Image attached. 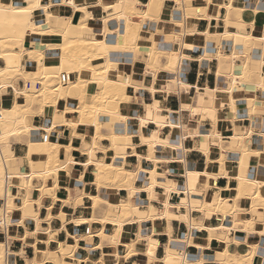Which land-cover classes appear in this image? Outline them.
<instances>
[{
	"label": "bare ground",
	"instance_id": "obj_1",
	"mask_svg": "<svg viewBox=\"0 0 264 264\" xmlns=\"http://www.w3.org/2000/svg\"><path fill=\"white\" fill-rule=\"evenodd\" d=\"M164 1L0 0V7L5 9L0 14V264H19L17 258L20 254L24 258L23 264H81L82 258L78 255L80 241L94 235L91 231L89 234L76 233L68 226L73 228L86 220L100 223L102 229L97 233L114 247L113 253L109 254L104 251L103 243L97 245L102 248V256L93 264H129L128 260L135 255L140 258L135 264L145 261L152 264H204L203 256L196 259L197 256L190 255L186 248L194 244L202 251L214 239L220 243L215 257L217 264H264V255L261 256L262 262L257 261L260 257L256 253L258 243L251 244V249L246 252H238L232 246L240 241L229 236L232 229L264 236V224L257 229L253 214V208L264 209V180L247 176L250 159L263 155V152L250 144L252 129L247 128L240 135L233 133L228 137L229 146L217 129L219 111L225 102L231 104L233 114L237 113L240 105L235 96L236 88L246 85L250 89L264 90V59L262 50H256L257 43L264 44V24L257 32L248 31L244 16L249 17L254 26L253 16L258 11L257 7H239L235 0H207L204 6L176 0L174 8H166ZM151 7H157L158 13L153 14ZM221 7L226 8L224 28L201 33L191 27V22L199 17L219 18ZM161 19L176 22L178 30L169 32L167 40L178 44V49L171 45L161 46L155 38V31H149L148 45H140L143 24ZM231 22L238 27L236 32L228 30ZM157 31L160 32L158 28ZM195 32L207 40L221 38L222 45H218L216 57L220 61L217 75L223 81L220 80L215 88L206 84L192 86L183 79V62L189 56L187 51L194 48L184 41V36L191 37ZM224 43L230 45V53L222 49ZM139 53L143 56L140 57ZM239 53H244L243 64H236ZM259 53L261 68L253 71L248 61ZM138 60L142 62L143 80L140 83L134 79L133 69ZM63 73L67 76L66 82L62 81ZM170 82L174 84L173 89L169 87ZM192 88L195 96L191 94ZM146 90L153 97L151 103L143 99ZM158 93L165 98L170 94L177 95L181 107L172 110L163 106L156 98ZM219 95L226 98L220 101ZM245 100L252 120L264 112V99L259 102L250 95ZM126 102L141 105L142 114L136 117L125 114L122 104ZM195 106L199 107V118L193 117ZM184 111L189 114L186 120ZM41 116L45 117L43 124H39ZM206 120L211 121V129L204 125ZM133 121H136L135 128L130 127ZM150 124L156 128H150ZM64 126L73 128L71 138L65 143L58 133ZM80 126L95 131L91 142L84 141V134L77 130ZM165 128L178 136L177 142L162 138ZM37 130L43 132L41 139H28L31 132ZM44 131L48 135L46 140ZM136 134L141 136L140 145L132 141ZM197 135L206 141V146L201 149L206 163L215 164L219 171L190 166L186 158L191 149L189 139ZM105 138L111 142L109 147L101 145ZM75 140L84 143L82 150L90 156L86 166L91 164L95 167L93 181L97 191L84 194L89 196L90 205L94 208L105 207L102 214L90 219L75 217L65 221L63 226L67 229L68 239L59 242L56 250H51L48 247L52 238L51 228L44 230L41 227L44 218L40 217L39 209L49 192L45 183L48 177L52 178V186L57 192L60 184H64L61 182L64 177L72 180L68 164L59 160L62 154H69L70 162L77 164L72 156ZM16 141L26 142L28 170L20 163L22 158L14 154L12 145ZM118 144L133 148L132 152L139 158L136 168L127 164V154L119 151ZM139 147L146 149L148 154H141ZM213 147L221 151L220 158L211 155ZM164 148L174 150L176 154L163 155ZM99 150H104L105 156L98 158ZM228 151L238 154L239 173L234 181L229 180L226 187L211 189L220 176L230 178L226 166ZM146 161L150 164L146 165ZM163 162L178 163V174L182 180L176 178L172 170L164 168ZM140 177L145 183L143 187L135 185ZM15 185L18 186L17 191L13 190ZM156 186H160L162 191H155ZM114 188L117 192L126 188L128 196L116 201L102 196V191L109 192ZM35 190L38 197H33ZM142 191L148 193L146 208L141 206ZM182 194L184 196L180 197ZM242 199L250 203L249 208L241 206ZM153 201L161 207L158 209ZM32 203L38 204L39 209L31 208ZM77 203H83V198H79ZM49 209L46 219L51 221L52 206ZM195 210L202 212L207 219L213 214L220 215L223 220L230 216L232 224L212 226L196 223L192 217ZM175 212L186 222L189 231L174 237L169 229V242L165 244L163 256L159 257L158 242L152 240L155 225L164 218L170 221V214ZM248 212L252 214L250 217L246 216ZM28 219L35 222V229L27 227L25 222ZM148 220L153 221V228L143 227ZM107 225L115 227L117 236L105 231ZM137 226L140 230L136 232L137 238L133 239L131 231ZM20 227L24 232L22 235L17 233ZM203 228L209 232L205 244L195 239L196 231ZM17 238L23 241L24 246L31 244L34 247L35 255L31 260L27 259L23 249H14ZM120 245L125 248L123 253L117 250Z\"/></svg>",
	"mask_w": 264,
	"mask_h": 264
},
{
	"label": "crops",
	"instance_id": "obj_2",
	"mask_svg": "<svg viewBox=\"0 0 264 264\" xmlns=\"http://www.w3.org/2000/svg\"><path fill=\"white\" fill-rule=\"evenodd\" d=\"M219 1L221 0H218V2ZM224 1L229 2L230 0H224ZM185 3L186 4L195 3L201 6H204L207 3V0H188V1L185 0ZM235 4L239 7L240 6H246L250 8L257 7L256 9L258 11L253 16L254 20L257 22V23L255 22L254 26L252 25L250 18L247 16H244V19L246 21V25H245L246 29L251 32H257V30L260 29V25L264 24V0H235ZM164 6L166 8H174L176 6V0H165ZM151 12L153 14H157L158 8L151 7ZM224 16H226V8L221 7L219 18L213 17L212 20H209L205 17H201V18L199 17L198 19L196 20L194 19L191 22V27L196 28L197 31L199 30L198 32H201V33H203V31L205 30L206 31L210 30V32L212 31L216 32V31H219L220 28L225 27V17ZM209 25L210 26L212 25V26L210 27ZM157 28L159 29L160 32L157 31ZM236 29L238 30V27L234 23L231 22L228 26V30L236 32L237 31ZM173 30H178V26H176V22L172 19H166V20L161 19L159 20V22L146 21L143 24L142 30L140 32L142 38L140 39L139 43L141 46L148 45L150 42V40L148 39L149 31L151 32L155 31V38L157 41H159V44L161 46L165 47V46L171 45L173 48L178 49L179 48L178 44L172 43L169 40H167V35L169 34V32L171 33ZM198 32H195L191 37L184 36V41H187L188 43H191L192 45H194V48L187 51L189 53V56L183 62L184 64L183 79L186 80L192 86H196V84H199L201 86L206 84L210 88H215V86L220 80L223 81V78L217 75L220 61L216 57V55L219 52L218 45H222L221 38L217 37L214 39L207 40L205 36L200 35ZM256 48H257L256 50L258 51L262 50V57L264 59V44L257 43ZM222 49L226 53L231 52V48L228 43H224L222 46ZM239 55L240 57L236 59V64H243L244 53H239ZM139 56L142 57L143 56L142 53H139ZM249 60L250 61H248V64L251 70L258 71L261 68L260 53L257 56L252 55ZM94 62H97V60H94ZM141 64H142L141 60H138V62L134 64L133 66L134 67L133 68L134 69V79L138 83L142 82L143 80ZM19 84H21V82H19ZM173 85L174 84L170 82L169 84L170 89H173L174 87ZM245 86L246 85H243L235 89V96L237 98V103L240 105L237 109L236 114H233L231 112L233 109H232L231 104H229V102H225V105L221 107V110L219 111L220 118L217 123V129L219 132L222 133L226 146H229L230 138L228 137H230L233 133L240 135L244 133L247 128L253 130L252 140L250 141V144L252 145L253 148L262 151L263 155L258 156V157L254 156L250 159V163L247 167V176L250 178L258 179V180H264V112H262L261 114H258L254 118V120H252L251 118H249L250 109H249V106L246 105V100H245L248 96L252 95V96H255L259 102H262V100L264 99V90L257 89L258 90L257 91L256 89H250ZM193 89L194 88H192L191 90V94L195 96V94L193 93L195 89L194 90ZM156 98L161 101V104L163 106L170 107L172 110H178L181 107V100L175 94H170L167 98H165L162 94L158 93L156 95ZM225 98L226 97L223 95L218 96V99L220 101ZM143 99L145 102H148V103H151L153 101V97L151 93L147 90L144 91ZM193 103L194 104L196 103V99L193 100ZM122 108L121 109L125 114L129 116H133V117H136L137 115H140L143 112V107L141 105L134 106L132 105V103L130 104V102L123 103ZM195 109H196L195 111L196 114L193 115V117L195 116L196 118H199L200 112L197 110L199 109V107L195 106ZM233 117L235 118L232 119ZM183 118L184 120L189 118V114L187 113V111L183 112ZM44 119L45 117L41 116L39 119V124H43ZM135 123L136 121H133V123L130 124V127L135 128ZM204 125L206 126L207 129L212 128V123L210 120L204 121ZM150 128H156V126L154 124H150ZM77 130L78 132L84 134V141H86V143H89L92 141V136L95 132L94 130L88 129L87 127H84V126H80ZM41 133H43L42 130L32 131L31 134L28 136V139L40 140ZM58 133L63 136L61 141L65 143L71 138L73 134V128L71 126H66V127L64 126L62 130L59 131ZM161 136L162 138L169 140L171 142L178 141V136L176 134H173L169 128H165ZM197 136H194L189 139V145L191 146V149L188 150L186 154V158L190 166L195 167L200 170L208 169V170H213L214 172L219 171V168H216L215 164L206 163L207 162L206 156L203 154L201 150L202 148L206 146V141H205V138H203L201 135H197ZM102 141H101V145H103V147L105 146L109 147L111 144V142L107 138H105V140L103 139ZM132 141L136 145H140L141 136L139 134L134 135L132 138ZM78 142H79L78 140H75L74 143H72V146L75 149L73 150L72 156L77 160V164L70 162L69 154H62L59 160L60 163L62 164H68L67 166L71 171V175L73 176L72 180L64 177L61 181L64 184H60L58 192H57L54 190L52 186L53 184L52 178L48 177L45 183L47 187L49 188L48 190L49 192L48 194H45L44 204L41 206L40 209H39L38 204L36 203L30 204L31 208L35 210L39 209L40 217L42 219L44 218L41 227L44 230H49L51 228L52 238L48 244V247L51 250H56L59 246V242L66 241L68 239L67 229L64 228L63 226V223L65 221L68 222L70 220H73V218L75 217H82V218L85 217L86 219H90L94 215L102 214L103 207H105L103 205L101 208H94L92 205H90L91 199L89 198V196L87 194H84L85 192L95 193L97 191V186L95 182L93 181V173H94L95 167L91 164L86 166V163L90 156L87 152L82 150L84 147V143L83 142L78 143ZM12 147H13L15 156L18 158H22L20 163H23L24 169L28 170L29 164L26 158V153H27L26 142L16 141L13 143ZM118 149L120 152L127 154L126 162L128 165H130L132 168H136L138 166L139 158L132 152L133 148L131 146L125 147L122 144L121 145L118 144ZM138 150L143 155L148 154V151L142 147H139ZM220 153H221L220 150H217L215 147H213L212 154H211L212 156L220 158L221 157ZM162 154L163 155H175L176 151L171 150V149L169 150V148H164L162 149ZM103 156H105V151L99 150L97 152V157L101 158ZM149 164H150L149 161H146V165H149ZM161 165L166 169L172 170L173 171L172 174L176 175L175 176L176 178L182 180L181 179L182 177L178 174V170L180 168V165L178 163L163 162L161 163ZM226 166L229 171L230 178L228 179V177L226 176H220L215 181L214 185L211 186V189L216 190L219 188L226 187L228 185L229 180H232V181L235 180L236 174L239 173V167H240L239 156L236 152L234 151L226 152ZM144 184H145L144 180L141 177L135 181V185L137 187H143ZM67 186H69L70 188H67ZM13 190L17 191L18 186L15 185L13 187ZM154 190L160 191V192L162 191L160 186H156ZM101 194L103 197H107L111 201H116L118 198L128 196V190L126 188H121L117 192L116 189L114 188L113 190L109 192L102 191ZM183 196L184 194L180 195V197H183ZM33 197H38L37 190L34 191ZM79 198H83V203H77ZM140 199L142 202L141 204L142 208H146L147 200H148V193L145 191L140 192ZM242 200L240 201L241 206L245 208H249L250 203L245 199H242ZM134 201L137 202L138 199L135 197ZM152 204L156 206L158 209L161 207L160 204L156 201H153ZM88 205H90V207ZM50 206H52L51 212L53 214V218L51 219V221L46 219L50 213V209H49ZM182 210L183 212H185L184 208H182ZM253 214L256 216V220H257L256 228L257 229L262 228L264 224V209L253 208ZM251 215H252L251 212H248L246 214L247 217H250ZM192 217L195 218L196 223H202V224L206 223L212 226H218L221 223L227 226H230V224H232V219L230 216H228L225 220H223L220 215L213 214L209 219H207L203 216V213L198 210L193 211ZM169 219L170 221H168L167 218H164L160 223H157L155 225L156 231L152 235V240L154 242H158L157 255L159 257L163 256L165 252V244L169 242V239H170V235L168 233L169 229H171L174 237L182 236L183 234H186L189 231L188 225L186 224L185 221L180 219L179 213L177 212L171 213ZM25 223L30 230L36 228V224L32 219L26 220ZM153 226H154V223L151 220L145 221L143 223L144 228H147V227L153 228ZM68 227H69L68 229L73 230L74 232L79 233V234H86V233L89 234L91 231L94 235L91 238L80 241L81 246H79L78 248V255L81 256L82 258L81 264H93L95 260L100 259V257L102 256V248L96 247L100 243L104 244L103 249L106 253H109V254L113 253V250H114L113 245L109 244L108 239L103 240L97 233L99 232V230L102 229V225L100 223L98 222L91 223L89 220H86L80 225H77V226L74 225L73 228L72 226H68ZM139 230H140V226H137L134 228V230L131 231V237L133 239L137 238L136 232ZM105 231L107 233L115 234V236H117L114 226L107 225L105 227ZM243 232L245 231L243 230L239 231L235 229H232L230 231L229 233L230 238L232 239L235 238L236 240L240 241V243L237 244L236 246H232L233 250H236L238 252H246L247 250L251 249L250 247L252 245H255L258 243L256 253L260 257L257 258V261L258 263L262 262L261 260L263 258L261 256L264 255V236H262L259 233H247V232L243 233ZM17 233L19 235H22V233H24L23 229L20 227L17 230ZM208 236H209V232L206 229L204 228L198 229L196 231L195 239L197 242L205 244ZM41 242L42 241H39V243ZM87 245H92V246H87ZM14 249L17 251H21L23 249L28 260H31L35 255L34 247L31 244L24 246V243L20 238H17L14 241ZM124 249L125 248L122 245L118 246L117 248L119 253H123ZM219 249H220V243L214 239L211 242L210 246L204 247L202 251L194 244L187 246L186 251L190 255L197 256L196 259H199L200 257L203 256L205 259L204 264H217L215 257L217 256V252ZM201 252H203V254ZM19 256L17 258V261L19 264H23L24 263V258L22 257L23 255L20 254ZM85 258L86 260L84 261L83 259ZM110 259L111 258H109V261H111ZM139 261H140V258L137 255L131 257L128 260L129 264H135ZM47 264H51V263H47ZM140 264H152V263L145 261Z\"/></svg>",
	"mask_w": 264,
	"mask_h": 264
},
{
	"label": "built area",
	"instance_id": "obj_3",
	"mask_svg": "<svg viewBox=\"0 0 264 264\" xmlns=\"http://www.w3.org/2000/svg\"><path fill=\"white\" fill-rule=\"evenodd\" d=\"M62 81L63 82H66V80H67V76L63 73L62 74ZM45 132V131H44ZM48 138V135H47V133L45 132V134H44V139L46 140Z\"/></svg>",
	"mask_w": 264,
	"mask_h": 264
},
{
	"label": "snow or ice",
	"instance_id": "obj_4",
	"mask_svg": "<svg viewBox=\"0 0 264 264\" xmlns=\"http://www.w3.org/2000/svg\"><path fill=\"white\" fill-rule=\"evenodd\" d=\"M5 11L2 7H0V14H2Z\"/></svg>",
	"mask_w": 264,
	"mask_h": 264
},
{
	"label": "rangeland",
	"instance_id": "obj_5",
	"mask_svg": "<svg viewBox=\"0 0 264 264\" xmlns=\"http://www.w3.org/2000/svg\"><path fill=\"white\" fill-rule=\"evenodd\" d=\"M1 63V62H0ZM105 140V139H104ZM103 142V141H102Z\"/></svg>",
	"mask_w": 264,
	"mask_h": 264
}]
</instances>
